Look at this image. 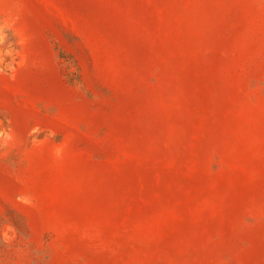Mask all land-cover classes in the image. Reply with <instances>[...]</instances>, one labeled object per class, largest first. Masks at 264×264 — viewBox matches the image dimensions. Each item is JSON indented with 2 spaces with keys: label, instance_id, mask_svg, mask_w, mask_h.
<instances>
[{
  "label": "rangeland",
  "instance_id": "374dc122",
  "mask_svg": "<svg viewBox=\"0 0 264 264\" xmlns=\"http://www.w3.org/2000/svg\"><path fill=\"white\" fill-rule=\"evenodd\" d=\"M0 264H264V0H0Z\"/></svg>",
  "mask_w": 264,
  "mask_h": 264
}]
</instances>
